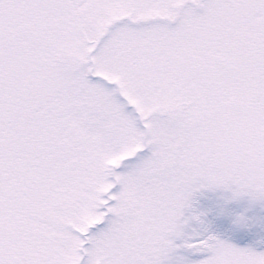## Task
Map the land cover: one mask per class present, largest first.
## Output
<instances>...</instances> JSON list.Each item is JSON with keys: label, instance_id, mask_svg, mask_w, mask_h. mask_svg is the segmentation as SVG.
<instances>
[{"label": "snow or ice", "instance_id": "snow-or-ice-1", "mask_svg": "<svg viewBox=\"0 0 264 264\" xmlns=\"http://www.w3.org/2000/svg\"><path fill=\"white\" fill-rule=\"evenodd\" d=\"M0 264H264V0H0Z\"/></svg>", "mask_w": 264, "mask_h": 264}]
</instances>
